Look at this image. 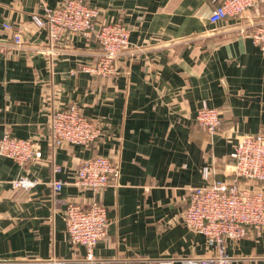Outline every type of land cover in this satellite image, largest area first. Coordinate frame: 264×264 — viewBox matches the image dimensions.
I'll return each mask as SVG.
<instances>
[{
	"label": "crops",
	"instance_id": "0c3cea01",
	"mask_svg": "<svg viewBox=\"0 0 264 264\" xmlns=\"http://www.w3.org/2000/svg\"><path fill=\"white\" fill-rule=\"evenodd\" d=\"M63 1L0 0V135L32 138L41 152L24 165L0 155V264L51 256L67 264H184L211 254L206 237L182 221L185 196L207 180L231 181L227 162L238 137L264 134V55L248 35L264 25V12L250 8L213 23V0H84L98 9L97 23L130 29L116 72L102 77L82 69L99 53L94 38L66 33L50 46L32 21L42 2ZM202 103L220 113L213 133L195 122ZM71 105L103 133L87 146L53 147L48 113ZM97 154L118 164L119 174L95 196L74 178ZM20 176L38 183L13 187ZM53 179L66 184L54 192ZM95 197L106 207L107 237L88 261L86 249L68 240L64 208ZM225 242L237 264H264V229Z\"/></svg>",
	"mask_w": 264,
	"mask_h": 264
},
{
	"label": "built area",
	"instance_id": "2783aa9c",
	"mask_svg": "<svg viewBox=\"0 0 264 264\" xmlns=\"http://www.w3.org/2000/svg\"><path fill=\"white\" fill-rule=\"evenodd\" d=\"M209 20L213 23L227 17H240L250 8L264 12V0H213ZM42 12L33 13L32 21L47 31L50 46L58 43L67 33L94 38L99 45L95 62L82 69L91 75L112 76L116 72V59L129 45L130 29L121 21L97 23L99 11L84 0H64L48 7L42 2ZM11 29L10 24H4ZM252 42L264 55V25L254 24L248 33ZM13 40L19 44L22 36L13 32ZM51 51V48H49ZM49 133L47 141L53 147L65 144L87 146L95 142L103 130L94 118L85 117L77 106L52 108L48 113ZM195 122L208 132H214L221 124L216 108L202 103L196 110ZM0 155L24 165L41 156L32 138H20L10 133L0 135ZM227 167L231 181L207 180L202 185L190 187L186 192V207L182 211L185 226L203 234L212 253L199 258L183 260L184 264H237L226 249V239L239 240L249 234L260 236L264 229V134L245 133L238 137ZM54 171L61 166L55 164ZM119 174L118 164L108 156L94 155L84 159L75 170L74 184L91 190L95 196ZM207 177V170H205ZM38 183L36 179L20 176L11 181L15 188L29 189ZM65 181L53 179L51 186L58 192ZM64 222L70 243L86 249V260H93V249L107 237L108 218L105 205L94 198L84 207L68 203L64 208ZM36 264H67L55 256L40 259Z\"/></svg>",
	"mask_w": 264,
	"mask_h": 264
}]
</instances>
